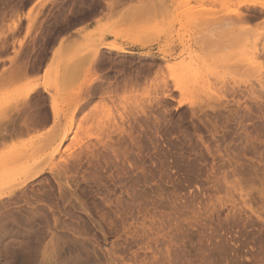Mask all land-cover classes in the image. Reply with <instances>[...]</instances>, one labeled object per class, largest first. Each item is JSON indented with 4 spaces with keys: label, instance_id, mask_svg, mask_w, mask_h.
Returning a JSON list of instances; mask_svg holds the SVG:
<instances>
[{
    "label": "rangeland",
    "instance_id": "obj_1",
    "mask_svg": "<svg viewBox=\"0 0 264 264\" xmlns=\"http://www.w3.org/2000/svg\"><path fill=\"white\" fill-rule=\"evenodd\" d=\"M241 1L264 6L0 0V114L36 85L48 116L0 146L3 193L44 170L0 199V264H264V15ZM71 118L96 160L54 152Z\"/></svg>",
    "mask_w": 264,
    "mask_h": 264
},
{
    "label": "bare ground",
    "instance_id": "obj_2",
    "mask_svg": "<svg viewBox=\"0 0 264 264\" xmlns=\"http://www.w3.org/2000/svg\"><path fill=\"white\" fill-rule=\"evenodd\" d=\"M247 1V0H246ZM250 1V0H249ZM242 2V1H241ZM251 2V1H250ZM250 2H242V3H240L239 5H240V9L238 10V12H236V14H235V18L236 19H238V20H240L241 21V19H243V18H246V19H258L259 17H261L262 15H264V6L263 5H260L259 3H258V1H257V4H259V5H256L255 3L253 4V2L252 3H250ZM261 3V2H260ZM246 19H244V20H246ZM112 47V49L113 50H119L118 49V47H116V46H111ZM110 47V48H111ZM2 77H0V83L3 81L2 79H1ZM4 78V77H3ZM5 79V78H4ZM9 80V79H8ZM10 80H12L11 78H10ZM10 80H9V82H10ZM7 81V80H6ZM8 82V81H7ZM3 83V82H2ZM4 85V84H3ZM0 87H1V85H0ZM37 89V86L36 85H33L21 98H20V100H17L16 102H14V104H13V107L12 108H10V110H5V112H2L1 114H0V146L1 145H4V143L5 142H7L8 140H12L13 138L14 139H16V138H18V137H20V136H23V135H26V134H28V133H30V132H32V131H35L36 129H38V128H41V126L44 124V122L47 120V114H46V112H44V111H41V110H37V111H34L33 112V114L32 113H30L31 112V110L30 109H32V108H30V105H29V99H30V95L33 93V92H35V90ZM108 93V92H107ZM106 94V93H105ZM107 95V94H106ZM109 97V99H111V95L109 96H106L105 97V99H107ZM113 100H112V102L114 101L115 102V100L114 99H116V97H113L112 98ZM108 100V99H107ZM107 100H105V101H107ZM19 101V102H18ZM117 101V100H116ZM19 104H18V103ZM107 102H109V101H107ZM110 102H111V100H110ZM109 102V103H110ZM111 102V103H112ZM113 102V103H114ZM119 102V101H118ZM110 103V104H111ZM105 104V103H104ZM107 104V103H106ZM38 106V105H37ZM106 109H107V105H106ZM110 109V108H109ZM109 109L108 110H105L103 113H104V115H103V113L101 114L103 117H100V118H105L106 117V115H107V117H106V119H104V124H101V126H102V128H103V125H104V128H107V132L108 131H113L114 129H118L119 130V123H118V120H121L122 119V114H118V113H122V112H118V110H117V117L115 116L114 117V114H113V116L112 115H110L111 113H109L108 111H109ZM29 110H30V112H29ZM57 111L55 110V109H51V115H52V119H53V121H57V119H58V112L56 113ZM110 112H111V110H110ZM108 113H109V115H108ZM12 114L13 115H15L16 117H20V119H21V121H20V125L18 124V126H16V124H15V121H14V118H12ZM106 114V115H105ZM113 117V118H112ZM115 118H117V119H115ZM99 118H97V120H98ZM96 120V121H97ZM100 120V119H99ZM102 119H101V122L99 121H97V125L98 124H100V123H102ZM73 118H71V120L70 121H68V124H67V126L65 127H63L64 129H60V130H58L56 133H55V136H56V138L57 139H59V140H57L58 142H57V145H56V147H55V149H54V152H58L59 151V149H61L62 148V146H63V144H64V142H65V140H66V138L67 137H69L70 136V143L68 144V145H66V146H64V149H66V148H70V147H78V146H82L83 148H84V146H85V151L87 152V153H89L88 154V156H90L92 159H95L94 158V155H95V157L97 158L98 156H96L97 154H94V149H96L95 148V146L96 145H94V144H91V145H89V144H84V146H83V144H82V140H81V138H80V133H81V128H74V125H73ZM95 123V122H94ZM95 125V124H94ZM101 126H98V128L99 127H101ZM103 131V130H102ZM111 131V132H112ZM114 132V131H113ZM110 133V132H109ZM108 135V134H107ZM113 135V134H112ZM58 136V137H57ZM111 136V135H110ZM107 138H110V141H112L111 139V137H107ZM107 138H106V140H107ZM109 141V140H108ZM109 141V142H110ZM108 143V142H107ZM110 144H111V142H110ZM79 147V148H82V147ZM105 146V145H104ZM103 146V147H104ZM97 147V146H96ZM96 152H97V150H96ZM99 152V151H98ZM97 152V153H98ZM98 155H99V153H98ZM102 155L100 154V157H101ZM96 160V159H95ZM13 171H15V170H13ZM19 171H21L22 173L20 174V176H19V178H18V181L17 180H15V181H17L16 183H14V184H16L15 185V189H13L12 190V186H10L9 188H11L10 189V191L9 192H7V193H3L1 190V194H0V199H2V198H5V197H10L17 189H20V188H22L23 186H25L28 182H32V180H34V179H36V178H38L42 173H43V171L44 170H41V169H37V170H35V168H33L32 170H19ZM9 172V171H8ZM12 172V171H11ZM11 172H9V177H10V173ZM16 172V173H15ZM15 172H13L11 175L13 176L14 174V176L16 177V174H17V170L15 171ZM8 175V174H7ZM13 176V177H14ZM12 177V178H13ZM14 179V178H13ZM12 179V180H13ZM6 180V179H5ZM7 181V180H6ZM13 184V183H12ZM11 184V185H12ZM7 185V184H6ZM5 185V186H6ZM8 186H9V184H8ZM14 186V185H13ZM8 188V187H7ZM14 188V187H13ZM4 190H6V187L5 188H3ZM8 190V189H7ZM6 192V191H5ZM49 240H51V239H49ZM78 246V245H77ZM80 248V247H79ZM82 249V248H81ZM80 249V250H81ZM83 251V250H82ZM86 256V261H88V262H91V260H92V258L90 257V256H88V255H85ZM33 262V261H32Z\"/></svg>",
    "mask_w": 264,
    "mask_h": 264
}]
</instances>
